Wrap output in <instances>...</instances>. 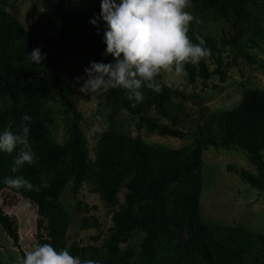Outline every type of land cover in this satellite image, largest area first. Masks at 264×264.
<instances>
[{"label":"trees","instance_id":"trees-1","mask_svg":"<svg viewBox=\"0 0 264 264\" xmlns=\"http://www.w3.org/2000/svg\"><path fill=\"white\" fill-rule=\"evenodd\" d=\"M256 0H191L188 9L196 15L198 23L191 22L188 36L193 43L196 37L205 40L211 56L198 64L186 65L188 75L183 81L196 89L201 81L207 85L213 75L220 82L227 79L230 65L224 61L225 48L232 47L250 64L257 58L243 49V37L251 30L264 41V29L250 19L249 7ZM100 3L80 0L74 8L69 0H59L53 5L61 25L60 36L74 42V31L81 32L87 41V56L81 60L83 70L90 61L114 63L111 55H105L103 42L106 25L98 19ZM10 3L0 5V133L5 129L19 131L24 113L32 116L30 144L36 153L35 163L27 164L17 173L10 171L19 149L11 154L0 152V225L20 249V221L6 207L18 200L28 202L37 214L39 243H50L56 249L68 248L73 256L80 257L81 242L72 234V218L62 202V194L69 187L77 211L83 213L80 230H99L101 222L90 206L81 198L84 187L90 194L99 196L105 206L113 189L124 181L133 199L124 209L127 220L118 229L125 231L129 222L150 224L138 252L123 250L118 243L89 259L100 264H264V234L245 228L210 224L202 221L201 195L203 188L202 154L209 147L235 149L244 152L256 166L258 174L229 167L251 186L264 190V90L251 89L243 93L241 103L226 111L204 117L206 124L192 142L179 149H168L146 142L140 136L133 137L124 131L117 117L126 111L137 120L139 129L150 134L177 139L189 138L182 130V120L170 110L174 98L196 100L198 95L188 96L176 87L169 86L162 77L159 94L143 89L145 99L135 108L126 98L123 88L100 93L105 102L109 119L108 128L95 137L92 148L82 127L83 115L74 109L66 122L67 139L63 144L51 137L54 111L51 102L65 100L62 86L47 78L43 60L31 62L28 53L34 48L44 49L42 39L27 30L19 18L8 10ZM35 5V3H34ZM212 23L213 28L208 26ZM233 33L226 35L228 29ZM54 44L64 47L58 40ZM254 48L261 46L251 40ZM264 51V48H262ZM238 56L233 57L232 63ZM214 60L211 71L206 60ZM52 79V78H51ZM156 114L168 120L163 123L150 115ZM5 176H21L33 185V190L14 189L3 183ZM45 180L46 188L37 189Z\"/></svg>","mask_w":264,"mask_h":264},{"label":"rangeland","instance_id":"rangeland-1","mask_svg":"<svg viewBox=\"0 0 264 264\" xmlns=\"http://www.w3.org/2000/svg\"><path fill=\"white\" fill-rule=\"evenodd\" d=\"M10 5L8 10L14 13L23 26L40 37L44 44L42 54H47L44 63L45 74H39V78H47L62 86L65 100L50 103L54 111V123L51 127V137L58 144H63L67 139L66 122L77 109L83 115L82 127L86 133L90 146H95L97 133L105 131L109 126V119L105 102L98 98L94 100L91 95L78 92L80 84H76L75 78L84 76L81 60L87 56V41L81 32L74 31L72 41L64 40L61 34V25L56 17L53 5L59 0H7ZM99 0H88L96 3ZM2 0H0L1 5ZM74 8L79 7L80 0H69ZM35 3V5H34ZM193 14V13H192ZM250 19L264 29V0H256L249 7ZM195 17L196 15L193 14ZM198 23L197 19L193 21ZM213 28L212 23L208 26ZM233 29L226 31L227 37ZM52 39L64 44L60 47L54 44ZM251 40L257 42L261 48H254ZM243 49L257 58V64H250L244 60L235 48H225L223 54L225 63L230 65L227 79L220 82L219 76L213 75L207 85L201 81L196 89L188 85L180 77L172 73H163V80L171 87H176L188 96L197 94L196 100H183L174 98L170 110L178 114L182 120V130L189 134V138L177 139L173 137H161L150 134L145 129H139L137 120L126 111H122L117 117L124 131L133 137L140 136L146 142L168 149H179L189 145L193 137L199 132V127L206 124L204 117L233 109L238 106L243 93L251 89L264 90V41L249 30L242 39ZM238 56L232 63L233 57ZM210 70L216 68L214 60H206ZM52 78V79H51ZM150 115L163 123H168L159 117L155 110ZM264 156V152H263ZM203 188L201 195L202 221L210 224H222L233 227L245 228L264 234V190L257 189L244 181L237 171L230 172L229 167L234 166L238 171L247 170L253 175L258 171L248 156L241 151L231 149H216L209 147L202 154ZM81 198L90 206L96 207L93 213L99 217L101 227L99 230H80L83 213L77 211L72 199L69 187L62 194V202L72 218L71 232L81 242L80 258L89 259L94 253L101 252L107 247L118 243L123 250L138 252L144 238L145 230L150 224L138 225L129 222L125 231L118 234L119 226L127 220L124 213L125 207L133 199V194L124 181L113 189L109 198V204L105 206L99 196L90 194L87 187L81 192ZM7 213L15 214L20 221V249L23 253L30 251L39 243L36 221V211L30 209L28 202L18 200L15 205L6 207ZM21 255L13 240L5 233L0 225V264H16V257Z\"/></svg>","mask_w":264,"mask_h":264},{"label":"clouds","instance_id":"clouds-1","mask_svg":"<svg viewBox=\"0 0 264 264\" xmlns=\"http://www.w3.org/2000/svg\"><path fill=\"white\" fill-rule=\"evenodd\" d=\"M191 0H101L100 16L90 21L97 25L102 19L106 25L103 42L105 55L114 63L90 61L84 76L76 77L79 93L91 95L123 88L126 98L133 101L132 108L145 99L143 89L159 94L162 84L157 77L172 73L177 77L188 75L186 65L198 64L211 56L205 40L197 36L193 43L189 36L191 22L196 17L188 11ZM31 62L41 64L47 59L40 48L28 53ZM32 116L24 113L19 131L5 129L0 133V152L11 154L19 149L10 171L17 173L21 167L35 163L36 153L30 144ZM3 183L11 188L33 190V185L21 176H5ZM42 180L36 190L46 188ZM16 264H100L99 260L73 256L68 248L56 249L50 243H36L30 251L16 257Z\"/></svg>","mask_w":264,"mask_h":264}]
</instances>
